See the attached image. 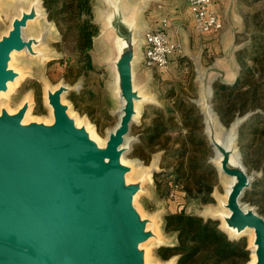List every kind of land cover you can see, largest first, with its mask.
I'll list each match as a JSON object with an SVG mask.
<instances>
[{
  "label": "water",
  "instance_id": "water-1",
  "mask_svg": "<svg viewBox=\"0 0 264 264\" xmlns=\"http://www.w3.org/2000/svg\"><path fill=\"white\" fill-rule=\"evenodd\" d=\"M105 2L110 8L105 29L114 32L116 92L122 100L116 111L118 123L108 132L105 145L70 114L63 96L72 88L65 83L46 88L51 122H24L29 99L14 112L6 106L0 110V264H155L147 258L148 241L155 238L160 246L177 243L176 237L174 244L163 243L155 220L136 205L147 177L128 180L133 166L122 160L126 149H133L124 143L140 112L138 103L148 99L135 76L147 29L138 37V19L126 12L124 1ZM43 4L44 0H33L29 8H22L0 38V91H7L8 83L20 74L11 65L14 51L41 54L36 46L43 36L27 37L25 29L41 15ZM219 75L218 81L234 85L240 74L233 80ZM198 80L205 99L201 109L205 134L220 165L213 158L211 162L221 175L233 178L221 203L223 210L218 211L225 221L220 227L229 236L228 229L236 230L238 235L233 236L251 229V259L254 254L253 264H264V215L242 201L254 179L236 148L241 126L257 110L237 117L230 129L219 132L215 90L205 77ZM218 212L211 218L220 220ZM177 263L178 256L168 264Z\"/></svg>",
  "mask_w": 264,
  "mask_h": 264
},
{
  "label": "rangeland",
  "instance_id": "rangeland-1",
  "mask_svg": "<svg viewBox=\"0 0 264 264\" xmlns=\"http://www.w3.org/2000/svg\"><path fill=\"white\" fill-rule=\"evenodd\" d=\"M32 1L0 0V38L8 32L13 18L20 15L22 8H29ZM123 1L126 12L139 18L145 6L137 5V0ZM109 9L105 0H93L94 21L99 25V33L94 37V44L91 49L93 66L89 68L85 58L75 47V36L72 33L69 35L62 33L56 22L49 18L48 11L43 4L40 9L41 15L35 21H31L25 29L27 37L43 36L42 42L36 46L41 54L34 56L27 51H14L12 53L11 65L20 73L19 82L9 95L0 96V110L6 106L9 111L14 112L26 99H29L30 112L24 120L26 122L29 120L51 122L53 115L45 97L46 88L50 86L55 89L60 84L65 83L72 88L63 96L64 102L70 105V114L77 121L79 120V125L86 123L89 128L94 129L103 141L101 144L105 145L108 132L118 123L116 111L121 106V100L119 101L116 92L113 64L116 57L114 32L106 31L104 21ZM243 9L241 15H244L250 26L233 30L226 28L219 30L218 33L202 34L193 29L190 19H186L183 21L185 28L182 30V35L180 34L184 43L183 51L172 55L167 70L160 71L155 66L148 64H143L142 67L136 64L135 67L136 84L140 87L141 92L148 96V99L138 103L140 112L132 125V132L128 136L132 139V135L135 142L133 143L132 140L133 149L126 155L128 160L126 163L133 166L127 174V178L128 180H138L146 174L145 190L137 196L136 205L144 216L155 220L154 227L165 244H174L176 237L175 234L164 230L165 215L185 209L188 213L200 214L206 218L215 217L218 211L223 210L221 203L226 200V191L231 177L221 175L219 172L217 178L214 177L213 179L210 176L211 182L214 184L213 201L203 203L200 197L189 198L181 185L174 184L175 176L172 175L174 158L167 155L165 150L152 151L146 141V128L150 125L157 108H166L168 104L175 100L179 103L181 99L186 105L192 103L200 115L201 130L207 143L196 145L191 142L194 147L206 154L210 162L212 161L215 153L205 134L204 117L201 114L202 107H199L195 102L203 96V94L201 96V83L198 79L199 76L205 77L208 82L206 84L211 83L215 90V81L221 78L219 74H222L225 79L233 80L237 73H241L237 54L262 24L264 0H246ZM145 13L150 12L146 11ZM140 21H138V37L141 36L140 34L143 35L147 29ZM74 91L77 92L79 107H76V104L69 97ZM213 101L217 126L221 133L230 129L237 117L244 116L237 115L227 125L222 121L216 108V102ZM175 115L176 121H181V113L178 112ZM241 128L236 148L241 153L242 159L255 182L262 176V172L256 168L255 156L251 154L250 148L247 144L242 146L240 142ZM186 133L187 129H180V123H178L171 133L173 139L168 145L178 147V141H174L175 137ZM253 135V133H247L243 139V141L245 140L244 143H247L248 139L252 142ZM156 172L160 173L157 179L155 178ZM194 172L202 173L203 171L201 168H196ZM242 201L244 204L256 207L264 215L263 196H257L256 199H253V195L245 194ZM224 211L227 212V210ZM223 215L219 213V216L222 217V220L220 219L221 225L223 226L224 223L225 226ZM228 233L234 239L246 237L248 246L252 247L253 232L251 229H248L241 236H233L238 234L232 229H228ZM145 245L147 258L151 263L168 264L176 257L171 256V251H161L159 249L160 243L155 238H152ZM252 262L253 257L250 264Z\"/></svg>",
  "mask_w": 264,
  "mask_h": 264
},
{
  "label": "trees",
  "instance_id": "trees-1",
  "mask_svg": "<svg viewBox=\"0 0 264 264\" xmlns=\"http://www.w3.org/2000/svg\"><path fill=\"white\" fill-rule=\"evenodd\" d=\"M44 6L49 18L56 22L62 33L75 36L77 51L85 58L87 67L92 68L91 49L94 37L99 33V25L94 21L93 0H44ZM259 26L237 54L241 66L237 83L230 85L216 81L214 100L222 121L227 125L237 115L257 110L243 124L240 142L242 146L247 144L250 148L255 156L254 164L262 172V176L254 182L253 189L246 194L253 195V199L263 196L264 200V19ZM69 97L79 107L77 92L74 91ZM178 112L182 115L179 122L175 115ZM178 123L180 129H187V133L179 135L180 139L175 137L178 147L169 146L173 139L171 133ZM247 133L254 134L253 140L250 142L248 139L244 143ZM146 141L153 152L165 150L167 155L174 158V184L181 185L189 198L200 197L203 203L214 200V184L210 176L217 178L218 170L205 153L194 147V144L207 143L194 104L186 105L181 99L179 103L175 100L166 108H157L146 128ZM196 168H201L203 172H194ZM159 175L156 172L155 178ZM220 224L218 219L188 213L185 209L168 213L164 217V230L175 234L177 243L174 246H160L159 249L171 251V256H178L177 264H248L251 260L248 239H232Z\"/></svg>",
  "mask_w": 264,
  "mask_h": 264
},
{
  "label": "crops",
  "instance_id": "crops-1",
  "mask_svg": "<svg viewBox=\"0 0 264 264\" xmlns=\"http://www.w3.org/2000/svg\"><path fill=\"white\" fill-rule=\"evenodd\" d=\"M246 0H216L214 8L223 21L224 29H241L244 26H250V24L244 18L243 13L244 2ZM127 3L125 2V5ZM144 5L140 13V17L137 18L143 26L147 29L156 30L160 28L164 21L167 22V31L173 41L179 42L184 48V43L180 37L182 30L185 28L183 21L190 19L193 25V29L196 32H200L195 26V20L193 13L190 9V5L186 0H137V5ZM147 6V7H146ZM149 11L150 13H145ZM219 30L211 31L202 34L218 33ZM201 33V32H200ZM137 66L147 65L144 55L143 45L138 51ZM228 69V68H227ZM226 69V70H227Z\"/></svg>",
  "mask_w": 264,
  "mask_h": 264
},
{
  "label": "built area",
  "instance_id": "built-area-1",
  "mask_svg": "<svg viewBox=\"0 0 264 264\" xmlns=\"http://www.w3.org/2000/svg\"><path fill=\"white\" fill-rule=\"evenodd\" d=\"M193 13L195 26L201 33L219 30L223 21L214 8L216 0H186ZM167 22L156 29H147L144 32L143 49L148 65L155 66L160 71L169 68L173 54L181 53L183 47L179 42L173 41L167 31Z\"/></svg>",
  "mask_w": 264,
  "mask_h": 264
},
{
  "label": "bare ground",
  "instance_id": "bare-ground-1",
  "mask_svg": "<svg viewBox=\"0 0 264 264\" xmlns=\"http://www.w3.org/2000/svg\"><path fill=\"white\" fill-rule=\"evenodd\" d=\"M19 82V78L17 77L14 81H10L9 83H8V90L7 91H0V96L1 95H9L10 93H11V91L13 90V88H14V86L17 84ZM199 102V106H201L202 107V109H205V99H204V96H202L201 97V99L198 101ZM121 105H122V100H121ZM30 111H29V109H28V111H27V113H26V115L29 113ZM25 115V116H26ZM28 116H26V118H27ZM77 121V120H76ZM24 122H26L25 120H24ZM79 120L77 121V124L79 125ZM116 126V125H115ZM115 126L112 128V129H110V131H112V130H114V128H115ZM88 127V126H87ZM88 129L90 130V133H91V136L94 138V139H96L97 141H98V143L100 144V145H102L103 146V144H101L103 141H102V139H101V137L96 133V131L94 130V129H92V128H89L88 127ZM130 135V134H129ZM129 135H127V137H126V142L124 143V146L125 147H131L132 148V139H130L128 136ZM107 141V140H106ZM129 152V149H126V151L123 153V156H122V160H123V162H128V160L126 159V155H127V153ZM213 160L218 164V165H220V160H219V156L218 157H216V156H214V158H213ZM134 172V171H133ZM233 182V178L231 177V179L229 180V182H228V188H227V191H226V193L228 194V191L230 190V186H231V183ZM232 231H236V230H234V229H232ZM238 234V233H237ZM255 256H254V254H253V262L251 263V264H253L254 262H255Z\"/></svg>",
  "mask_w": 264,
  "mask_h": 264
}]
</instances>
